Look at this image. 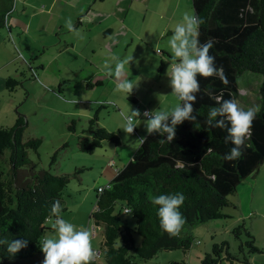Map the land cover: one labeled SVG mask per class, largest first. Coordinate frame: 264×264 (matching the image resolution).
<instances>
[{
	"label": "trees",
	"instance_id": "trees-1",
	"mask_svg": "<svg viewBox=\"0 0 264 264\" xmlns=\"http://www.w3.org/2000/svg\"><path fill=\"white\" fill-rule=\"evenodd\" d=\"M13 3L14 0H0V28L6 26ZM191 4L193 13L203 20L199 26V40L201 43L209 39L214 41L209 54L215 57L216 66L223 68L229 83L223 84L218 77H198L200 91L196 94L192 113L195 119L176 125L175 138L171 142L165 139L167 134H146L143 144L111 182L101 186L100 191L96 190L90 221L101 228L99 250L102 257L91 264H140V260L152 259L163 250H188L192 235L180 231L178 236H169L160 227L158 206L153 205L150 198L183 193L185 200L179 209L185 219L183 227L219 219L226 216L222 209L231 204L228 196L264 161V0H191ZM246 72L261 76L254 100L259 113L253 121L250 136L245 139L242 155L227 161L223 157L233 145L230 141L225 142L226 128H213L207 124L208 111L210 107L219 106L217 97L235 99L245 110V106L254 107L249 94L250 81L243 86L238 83L239 76ZM18 85L20 81L11 77L6 79L8 93ZM98 121V111H95L78 136L81 151L92 153L105 141L119 145L118 133L107 130ZM27 124L26 117L17 113L12 126L0 127V159L9 150L6 167L0 163V238L28 241L27 246L14 255L7 252V245H0V264H24L21 260L40 251L42 238L47 231L53 232L46 221L56 219L50 206L56 199L62 206L63 191L70 177L67 173L36 170L28 151L37 152L41 139L23 140ZM72 127L73 122L69 125L70 129ZM56 155L57 151L49 158L50 168L56 163ZM127 216L133 219L132 225ZM241 228L248 239L240 249L243 250L245 245L248 250L240 262L252 264L249 255L262 251L243 225L233 231L238 234ZM135 235L141 238L139 244ZM228 247L226 241L214 243L203 263L217 264L224 253L232 260Z\"/></svg>",
	"mask_w": 264,
	"mask_h": 264
},
{
	"label": "crops",
	"instance_id": "crops-1",
	"mask_svg": "<svg viewBox=\"0 0 264 264\" xmlns=\"http://www.w3.org/2000/svg\"><path fill=\"white\" fill-rule=\"evenodd\" d=\"M190 4L189 0H18L16 7L22 6L27 18L11 16L10 12L6 31L0 28V104L3 105H13L14 96H8L6 79H15L19 73L18 60H26L22 50L31 49L28 42L32 36L30 29L44 31L47 37L40 46L42 52L48 50L47 57L35 61L38 70L31 74L33 79L30 83L33 86L26 91L28 96L35 92L40 100L36 101L32 113L25 116L28 129L35 128L42 132L51 130L57 125L59 115L69 117L71 123L76 122L75 118L82 120L81 117H84L87 126L93 110L89 108L90 111L81 113L78 107L82 99L72 100L77 98L81 90L97 91L98 97L90 102H103L113 108L108 115L113 117L114 122H101V125L110 131L116 130L120 135V143L100 148L108 154H100L99 175L93 180L97 184L94 187L96 198L97 188L111 182L117 171L132 158L140 145L139 138L147 134L144 125L147 118L143 115L134 118L138 126L132 134L124 133L122 114H130V109L139 110L141 114L145 109L168 111L181 103L171 92L166 75V70L176 62L168 41L175 25L181 22L183 13H193ZM68 20L73 25L72 31L66 26ZM35 42L38 43V38ZM112 56L120 60L133 57L132 61L124 65L127 79L137 84L128 96L115 90L114 76L105 74L106 62L115 70ZM68 91L72 98L65 96ZM95 91L92 93L97 94ZM55 103L65 107L56 110L53 106ZM50 104L52 109L44 111V107ZM24 113L29 114L28 110ZM15 118L14 112H8L0 127L11 126ZM86 126L81 129V133ZM72 131H75L74 122ZM260 166L249 175H254L249 180L251 184L257 183ZM94 207L95 204L91 211ZM88 210L84 209L83 218ZM71 217L74 218L69 216L64 217V220L69 222ZM83 220L75 223L77 229L83 227ZM92 234V237L96 236V233ZM93 248L100 249V246Z\"/></svg>",
	"mask_w": 264,
	"mask_h": 264
},
{
	"label": "rangeland",
	"instance_id": "rangeland-1",
	"mask_svg": "<svg viewBox=\"0 0 264 264\" xmlns=\"http://www.w3.org/2000/svg\"><path fill=\"white\" fill-rule=\"evenodd\" d=\"M189 1L191 2V0ZM17 3L18 0H14L13 9L10 15H21L22 18H27L23 12L22 6L19 7L18 5L16 7ZM1 29L6 31V27H2ZM29 32L32 34L28 40L30 44L29 47H31V49L26 51L22 50L26 60L24 61L22 58H20L17 62L19 73L15 79L20 81V85L16 86V89L13 92L8 93L9 97L12 98V96H14L12 106L10 104H0V123L5 121V116L8 114V112H14L16 116L17 113H20L24 116L30 115L34 107L36 108V101H40L35 92L28 96L26 91H28V88L31 89L32 84L30 83V80L33 79L31 74L38 70L35 61L39 62L40 60H43L44 57H47L46 55L48 50L46 53H44L42 52V47H40L45 43V39L47 37H45L44 31L40 32L30 29ZM6 36H9V34H6ZM36 38H38L37 44L35 42ZM246 81H250L249 85L251 89L249 94L254 101L255 97L258 95L256 91L261 81V76L256 72H246L244 75L239 76L238 83L240 86L245 85ZM72 85L73 83L70 84V86ZM46 87L47 89H52L51 87ZM76 88L77 87H75V90ZM92 91L95 90H84V92L81 90L77 93V98L72 99L73 101H79L82 99L80 100L78 107L80 110L79 112H87L90 108L91 111L93 110V114L95 111H98V122L100 125L101 122H106L108 124L112 123V121L114 122L112 119L113 117L108 115L109 111L110 114L112 113V110H110L112 107H110V105L98 101H96V104L90 102L95 101L96 97H98L97 91H95L97 94L92 93ZM15 92L17 94H22V96L17 94L14 95ZM71 95L72 94L69 91L68 94H65V96L68 97H71ZM253 104L255 107V101ZM53 106L56 108V110H61L63 107H65L58 103H55ZM245 107L247 109L252 106ZM44 108V111H49L52 109V105H46ZM27 110L29 114L24 113ZM81 118L82 120L75 118L76 122L73 121L75 131H72V129H70L68 126L71 124V119L62 115L58 116L57 125L53 129L46 132H42V130H35V128L28 129L26 127L27 129H25L23 133V140L25 141L30 137L41 139V145L39 146L37 152L33 150L28 151L30 159L35 162L37 171L47 169L55 174H70L68 185L63 191L62 206L65 209L61 211L60 216L63 219L64 217L73 216L74 218H68L69 222L71 221L73 225H75V223L77 224L82 222L84 219L83 228L88 229L91 233H96V236L92 237V246L99 248L102 241L101 228L95 227V231L92 230L89 214L96 201V192L94 187L97 186V184H95V181L93 180L99 175L98 168L101 166L100 154H108V152H102L100 148L101 146H110L111 143L106 141L103 142V145L96 148L92 153L81 151L78 146V136L82 134L81 129L86 126V122L84 120L85 118ZM13 123L14 122H12L11 126ZM55 151H57L56 163L50 168L49 158ZM8 156L9 150H6L0 159V163L3 167H6ZM261 164L260 175H258L256 181L257 183L251 184L249 180H251L250 178L254 175L248 176L238 184L236 191L228 196L231 204L222 209V212L224 215H226L225 217L209 220L194 226L182 227V234H190L193 237L192 244L188 250H163L158 252L152 259L146 261L140 260L139 263L165 264L169 261H184L185 264H204V256L205 254L211 252L212 245L214 243L226 241L229 246L228 251L232 257V260L227 258L224 253L221 260L217 264H242L240 260L243 258L244 254H247L248 249L245 245H243V250H241L240 245L243 244V242L247 240L248 237L243 231V228H241V231L238 234L233 231V229L239 225H243L244 228L254 236L255 245L262 251L261 253L249 255L251 263H264V161ZM80 168L83 169L79 170ZM97 180H99V178L96 179V181ZM86 208L89 210L87 215L83 218L82 213ZM127 219L132 225L134 222L133 219L129 216H127ZM52 223V220L46 221L48 226H51ZM51 233L53 232L47 231L46 235H52ZM135 238L136 242L139 244L141 238L138 235H135ZM42 260L43 253L40 250L32 257L21 261L24 264H38L42 262Z\"/></svg>",
	"mask_w": 264,
	"mask_h": 264
},
{
	"label": "clouds",
	"instance_id": "clouds-1",
	"mask_svg": "<svg viewBox=\"0 0 264 264\" xmlns=\"http://www.w3.org/2000/svg\"><path fill=\"white\" fill-rule=\"evenodd\" d=\"M202 23L203 20L198 15L190 12L183 13L181 22L175 25L168 41L176 62L166 70V75L169 77L171 92L182 103L168 111L146 110L141 114L139 110L130 109V114H122L124 120L122 129L127 134H132L138 126V123H134V118L143 115L147 118L144 120L147 135L167 134L165 139L171 142L175 138L176 125L185 120L195 119L192 113L197 100L196 94L200 91L198 77H218L223 84L229 83L223 68H218L215 64V57L209 54L214 41L209 39L201 43L199 40V26ZM66 26L70 31L73 30L70 20L66 21ZM132 59L133 57H128L126 60H120L112 56L111 61L115 63L114 71L110 63L106 62L104 65L105 74L109 77L114 76L116 80L115 90L125 93L126 96L130 95L137 86L127 79L124 71L125 63H129ZM208 94L211 95V92L209 91ZM216 99L219 106L209 108L207 124L213 128H226L225 142L230 141L233 147L223 158L232 161L242 155L241 149L245 146V139L250 136L259 107H249L245 110L235 99H223L222 97ZM146 138L147 136L139 138L140 144H143ZM184 200L185 196L180 192L150 198V202L158 206L157 216L160 227L169 236H178L185 223L179 210ZM50 211L56 219L51 225L53 234L44 236L40 242V250L43 253L42 264H91L96 258V252L92 246L93 234L83 227L77 229L75 225L60 216L62 206L59 199L53 201ZM27 244L28 241L24 239L0 238V245H7V252L10 255L25 248Z\"/></svg>",
	"mask_w": 264,
	"mask_h": 264
},
{
	"label": "built area",
	"instance_id": "built-area-1",
	"mask_svg": "<svg viewBox=\"0 0 264 264\" xmlns=\"http://www.w3.org/2000/svg\"><path fill=\"white\" fill-rule=\"evenodd\" d=\"M149 110V109H145L144 111ZM107 186V185H106ZM102 189V187H98L97 190L100 191ZM91 228L93 231H95V226L93 224H91ZM96 252V258L94 260H99L102 257V252L99 249H94Z\"/></svg>",
	"mask_w": 264,
	"mask_h": 264
}]
</instances>
